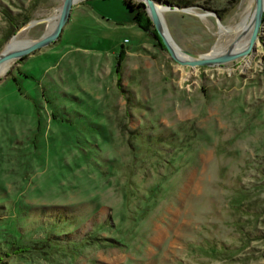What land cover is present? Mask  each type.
I'll return each mask as SVG.
<instances>
[{
	"label": "rangeland",
	"instance_id": "rangeland-1",
	"mask_svg": "<svg viewBox=\"0 0 264 264\" xmlns=\"http://www.w3.org/2000/svg\"><path fill=\"white\" fill-rule=\"evenodd\" d=\"M61 1L0 0V51L48 32ZM125 1L77 0L0 76L2 264H264V23L249 56L180 65ZM247 2L161 13L202 54L236 41ZM10 17H28L11 36Z\"/></svg>",
	"mask_w": 264,
	"mask_h": 264
},
{
	"label": "water",
	"instance_id": "water-1",
	"mask_svg": "<svg viewBox=\"0 0 264 264\" xmlns=\"http://www.w3.org/2000/svg\"><path fill=\"white\" fill-rule=\"evenodd\" d=\"M143 4L145 5L147 9V14L149 15L152 24L154 25V29L156 30L157 34L160 37V41L164 45L166 51L170 54L169 56L178 62L180 65H189V66H214V65H220L224 64L230 60L237 59L240 57H245L248 54H251L255 48L254 45L259 40L261 29H263V23H264V0H254V15H253V29L250 35L249 43L246 45L245 48H243L240 51H225V52H218L213 53L210 51L209 53H202L197 54L193 51H188L181 49L180 46H178L173 39V37L170 35L166 22L163 18V15L161 14V11L159 10L160 4H162L161 7H163L166 10H175V9H181L182 11H188L191 10V7H183L171 5L168 4L166 1L161 0H141ZM76 3V0H62L61 6L59 9V16L58 21L49 32H45L42 36L37 37L36 39L28 40L24 45L11 48V49H5L0 51V64L7 61V60H16L20 59L27 54H29L32 51H35L36 49H40L42 47H45L49 45L50 43H53L60 37L61 32L63 30L64 24L68 21L71 9H73L74 4ZM210 15H215L218 19V13L213 11L209 12ZM41 21H44L41 20ZM34 23V21L29 22L26 26H31Z\"/></svg>",
	"mask_w": 264,
	"mask_h": 264
},
{
	"label": "trees",
	"instance_id": "trees-1",
	"mask_svg": "<svg viewBox=\"0 0 264 264\" xmlns=\"http://www.w3.org/2000/svg\"><path fill=\"white\" fill-rule=\"evenodd\" d=\"M124 1V4H125V6L127 7V8H129L131 11H136V8L131 4V3H129V2H127V1H125V0H123ZM161 1H166L168 4H171V5H176V6H181V8H183V7H190V6H195V7H206V8H208L209 10H216L217 12H221V10L220 9H217V8H215L214 7V3H215V1H217V0H161ZM227 2H228V4H231V3H233L235 0H226ZM220 15V14H219ZM143 18L144 17H142L141 16V14H140V12H135L134 13V16H133V21L134 22H136L137 24H138V26L141 28V29H144V30H147L146 29V25L143 23ZM145 19V18H144ZM27 20H28V17H26L25 19L23 18L20 22H16V23H14L13 21H15V19H13V18H11L10 17V26H11V30H10V35L9 36H11V35H13L14 34V31L16 30V28L19 26V25H21V24H23V23H25V22H27ZM145 23H148L149 25H150V22L148 21V19H145V21H144ZM159 36V35H158ZM160 38V37H159ZM161 40V39H160ZM160 43H161V45L164 47V45L162 44V42L160 41ZM165 48V47H164ZM166 50V49H165ZM124 58V54L122 53L120 56H119V58ZM120 66V63L118 64V71H119V67ZM55 235V237L56 236H60V233H56V234H54ZM22 242V244L20 245V246H15V245H12L11 246V248L10 249H8L9 251H7V252H2V254H3V257H9V256H12V255H14V256H21L24 252H27V251H29V250H32V248H34L33 250L34 251H37V250H39L38 248L39 247H49V246H53V245H57L58 244V242L56 241V242H53L52 241V239L51 238H49L48 236L46 237H43V239H41V240H38V241H32V242H34V243H32L33 245V247L32 246H30V245H28L27 243H24V241H21ZM13 243V242H12ZM37 246V247H36ZM3 262H2V260H1V258H0V264H2Z\"/></svg>",
	"mask_w": 264,
	"mask_h": 264
},
{
	"label": "bare ground",
	"instance_id": "bare-ground-1",
	"mask_svg": "<svg viewBox=\"0 0 264 264\" xmlns=\"http://www.w3.org/2000/svg\"><path fill=\"white\" fill-rule=\"evenodd\" d=\"M253 1L254 0H248L247 5L245 6L244 11L242 13V16L240 17L241 18L240 22H239L240 27H242L243 25H245V26L242 28V30H241L240 34L238 35L236 41H234L232 44H230L226 48L217 47L213 51L211 50L213 53H218L221 51L222 52H225V51H232V52L236 51L237 52V51H240L246 47V45L249 43L250 35H251L252 29H253V15H254V3H253ZM160 5L162 6V4H160ZM161 6H159L160 11H163V10L169 11V10L164 9ZM188 12H190V10H188ZM35 22L36 21H34V23ZM53 27H54V25H53V23H51V26H49L48 32L51 29H53ZM21 45H22L21 39L19 37H15L6 49L15 48V47H18ZM249 55L250 54H248V56ZM13 61L14 60H10V61L7 60V61L0 64V76H2L5 73V71H7V69L10 67V65L13 63Z\"/></svg>",
	"mask_w": 264,
	"mask_h": 264
}]
</instances>
